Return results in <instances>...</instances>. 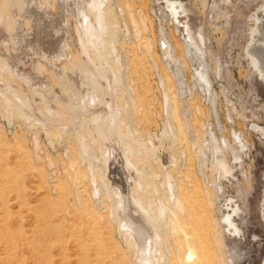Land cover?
I'll list each match as a JSON object with an SVG mask.
<instances>
[{
  "label": "rangeland",
  "instance_id": "1",
  "mask_svg": "<svg viewBox=\"0 0 264 264\" xmlns=\"http://www.w3.org/2000/svg\"><path fill=\"white\" fill-rule=\"evenodd\" d=\"M56 1L0 0V264H60L64 260L78 263L87 258L99 263L105 260L101 264H121L122 256L128 264H138L136 251L121 239L116 224H111L114 199L105 194L100 205L92 200L89 168L102 166L99 148L91 145L87 156L91 163L83 161L77 132H73L80 125L75 111L84 96L95 93L104 103L110 102L111 86L119 87V94L124 96H118L125 108L122 121L136 133V140L153 142L159 148L158 155L168 152L174 156L177 166L172 168L171 181L173 187L183 186L184 191H189L188 205L194 211L190 212L194 213L197 233L204 237L208 249L204 264H214L212 254L220 252V241H224L225 264H263L264 134L254 130V125L264 128V78L253 61L256 56L264 62L260 54L264 53V45L260 46L264 36L258 33L261 22L264 32V0H172L185 7L179 19L164 0H106L104 3L114 8L118 30L115 28L114 41L107 42L102 51L92 50L84 30L77 28L84 21L81 11L94 20L88 0H62L65 11ZM30 9H36L33 11L37 14ZM140 9L145 12L149 31L137 42L128 29L132 31L131 13L139 19ZM39 15L44 23H53L47 28L54 34L50 35L53 39L42 40V30L34 31L43 23L37 22ZM51 20L59 21V27ZM187 30L196 41L190 49L184 45L189 39ZM161 38H166L172 48L170 53L164 54ZM30 39L34 45L27 43ZM148 44L150 50L146 48ZM84 45L92 52L87 53ZM53 49L57 55L52 54ZM254 49H259L258 53ZM114 71H118L123 83H117ZM198 71L205 72L210 83L205 84ZM36 88L50 99L36 95ZM60 130H66L65 134ZM212 134L220 144L224 139L227 143L222 147L233 170L223 180L200 154L202 148L209 147ZM35 137L40 141L39 158L32 156ZM239 141L246 146L237 147L234 142ZM26 154L30 155V167L25 164ZM66 154L81 162L82 177L78 181L63 167L68 162ZM48 156L55 161L51 169L45 164ZM149 164L152 188L159 186L160 191H167L164 171L155 159H150ZM216 182L221 185V200H233L241 211L232 214L239 231L224 239L220 227L211 223L223 215L218 211V200L208 215L197 206L198 187L204 192L213 191ZM148 195L154 198L155 209L159 200L151 191ZM146 198L144 204L148 206ZM162 235L167 244L159 246L164 254L159 263H178L176 239L174 242L169 231L163 230ZM213 235L221 240L217 242Z\"/></svg>",
  "mask_w": 264,
  "mask_h": 264
},
{
  "label": "bare ground",
  "instance_id": "2",
  "mask_svg": "<svg viewBox=\"0 0 264 264\" xmlns=\"http://www.w3.org/2000/svg\"><path fill=\"white\" fill-rule=\"evenodd\" d=\"M61 1L62 0H57L56 2L58 4V7L59 8L61 7L62 11H65L66 9L63 10V7H62L63 4H65V3L64 2L62 3ZM105 1L106 0H88V3L90 4L89 7H91V11H92V14L94 17L93 21L89 18V16L86 13H84L82 11L80 12V10L76 11V12H80L84 17V21L82 20L81 23L79 22L77 24V28L79 30L80 29L84 30V33H85V36L87 39L86 43L91 44L92 47H94V48H92V50L93 49L94 50L101 49V51H102L103 47L104 48L107 47L106 46V45H108L107 42L111 41L112 39L114 41V38H115L114 31H115V28L117 29V27H118L115 24L116 21L114 19V8L112 5H111V7L107 6L104 3ZM164 2L166 4V6L171 9L173 16L177 19H179L181 17V15L183 14V12L185 11V7H184L182 2L172 1V0H164ZM204 2H207V0H204ZM32 3H33V0H32ZM106 3H108V2H106ZM59 4H60V6H59ZM36 7H38V6H36ZM58 7H57V10H58ZM260 7L262 8V6H260ZM33 8H35V7H33ZM36 9H32V10L30 9V11L32 13L33 12L36 13V11H33ZM39 10L41 12V7L39 8ZM39 10H37V11H39ZM263 10H264V8H263ZM62 11L59 9V12H62ZM60 14L63 15V13H60ZM77 15H79V14H77ZM77 15H75L76 16L75 18H77ZM138 15H139L138 16L139 19H137V17L135 18V16L131 13L130 17H131L132 31H130L128 29V33L131 32L133 34L132 35L133 39H135L137 42H141V40L144 37L143 35L149 31V27H148L147 22H146L145 12L140 9L138 12ZM59 16H61V15H59ZM59 16H57V18ZM261 16L263 18V13L261 14ZM36 17H37V15H36ZM36 17H34V18H36ZM39 17H40V15H39ZM256 18H258L257 19V22H258L259 17H256ZM61 19L62 18H60V20ZM113 19H114V21H113ZM77 20H78V18H77ZM263 20H264V18H263ZM40 21H42L41 17H40V20L38 19L37 22H40ZM51 21H54V20H51ZM59 21H57V23ZM260 21H262V20H260ZM179 22H180V20H179ZM54 23L57 24L56 20L54 21ZM259 23L260 22H258V24ZM60 24H61V21H60ZM62 24H64V23H62ZM36 25L37 24H35L33 26L35 27ZM49 25L52 26L53 23L52 22L49 23V22L45 21V23L44 22L42 24L40 23L39 25H37L35 27L36 30H34V31H37V29H40V30H42L41 32L44 33L43 34L44 36H42V37L40 36L42 38V40L44 39L47 41L49 37L54 35V34H52V31L50 29L47 30ZM261 25H262L261 29H260L261 32H258V33H260V34L262 33L264 36V32H262L263 31L262 22H261ZM255 26H257V25H255ZM34 27H33V29H35ZM52 27H51V29H52ZM58 27H59V25H58ZM62 28H64V26ZM186 28L188 29V26H186ZM258 28H256V30ZM49 30L51 31V33L49 32ZM62 31H63V29H62ZM187 31H188L187 34H188L189 39L185 42L184 45L186 46L187 49H190L191 45L196 46V41L192 37V34L190 33V31L189 30H187ZM254 34L255 33L253 32V35ZM256 36H257V34H256ZM256 36H254V37L256 38ZM263 36L260 35L259 37H263ZM51 38H50V40L53 39V38L52 39ZM35 39H37L36 36H35ZM260 39L261 38H258L257 40H260ZM262 39L264 40V37ZM31 40L32 39H30V42L28 40L27 43H29V44L32 43L34 45L33 41H31ZM39 40L38 41L42 43L41 39H39ZM39 42H37V43H39ZM161 42H162V46H164V48H163L164 54L170 53L171 52L170 49H172V48L169 46L166 38H161ZM50 43H51V41H50ZM54 43H57V42H54ZM32 44L30 47H33V49H34V46ZM254 45L257 48H259L258 47L259 44H258V46L256 44H254ZM263 45L264 44H260L261 47H263ZM36 46H38V45H36ZM108 47H110V46H108ZM150 47H151V45L148 44V46L146 48L150 50ZM256 47H254V48H256ZM84 48H85L84 50H86L87 53L89 52V50L91 51L90 47H88L86 45H84ZM54 49L52 50V54L54 53ZM98 50H96V51H98ZM258 50L259 49H256V50L254 49V51L257 53H258ZM58 51H59L58 54H60V50H58ZM198 51H199V49H198ZM260 51H262V49ZM62 53H61V55H62ZM261 53L264 54L263 52H260V54ZM52 54H51V56H52ZM54 54L57 55V53H54ZM262 54H261V56H264ZM58 57L60 58V55ZM254 57L255 58H254L253 64L255 65L256 69H258L261 76H263V78H264V68L261 67L262 65L264 66V64H262L264 62L261 63V61H262L261 58H260L261 61H259L260 59H258V57H256V56H254ZM116 69L118 70V68H116ZM114 72L117 74V79H116V80H118L117 83L121 84L122 80L120 78V81H119L118 73H117L118 71L117 72L114 71ZM198 72H199L198 76H200L199 78L203 79L205 84L210 83L205 72H203V71H198ZM115 76L116 75L114 74V77ZM119 84H117V85H119ZM163 84H165V83H163ZM117 85H115V86H117ZM111 87L112 88L108 87V90L111 89V91H112V92L110 91L112 93L111 94L112 100L110 102L105 101V103H104V101L102 99H100L101 97H99V96L97 97L95 95V93H88L87 95H85L83 98V102H82L81 106L75 111V113L76 112L78 113V117H79L78 123H80V125H79V127L78 126L76 127L77 129L75 128L76 130L71 126L72 124L70 125L75 130L73 132L74 133L77 132V134H76L77 139L76 140H78L77 141L78 147L80 149L81 157H82L80 159L87 160V156L89 155L88 153L90 152V149L92 150L91 145H96V146H98L97 148H99L98 151L100 152V158H98V160L102 164V166H101V167H103L102 171H101V167H99V166H98V169H96L95 166H94L95 168H93L92 165L89 168L90 169L89 170V172H90L89 179L91 180L90 183H91L92 200L97 202L100 205L103 203L102 197L105 194H107V196L110 200L114 199L115 203L112 202V203H114V206L112 207V212H110L111 213L110 220L112 223L110 221L109 222L111 224H116V227L118 229V233H119L121 239L127 244L128 247H131L134 249V251H136L138 264H160L159 261L163 259L164 254L162 255V249L159 248V246L163 245V243L167 244L163 235H162L163 230L169 231L171 233V238H173V240L176 239V242L174 240L175 251H176L175 255H177L176 257L178 259V261H176L178 263H176V264H204V262H205L204 258H206L205 255H206L208 249H207V246L204 245V243H205L203 240L204 237L200 236V234H199L200 232L197 233V228H196L197 220L193 216L194 213L191 214V212H190L191 208H190V205H188V204H190L189 201L191 202V199L190 198L188 199L189 191H188V193L186 191H184L183 186H180V188L179 187L178 188L173 187L174 184H172V181H171L173 174H174L172 171V168L174 169L177 166V163L175 161L174 156L169 154L166 151H165L166 154L158 155L157 152L159 151V148L157 149V146H155L153 142L149 141L146 143H144V142L142 143L141 141L138 142L136 140L137 139V136L135 138L136 133L133 132V130L130 131L131 130L130 127L124 123L125 120L122 121V118L125 119V117H124L125 108L123 107V104L122 105L120 104L122 97H121V100H119L120 98L118 96L121 94V93L119 94V91H120V90H118L119 87L118 88H116V87L113 88V86H111ZM36 90L38 92V93H36V95L39 94L38 96H41L43 99H46V100L50 99L41 89L36 88ZM123 91L124 90H122V93H123ZM120 96H123V95H120ZM0 97H3V95L1 93H0ZM9 103H10V101H9ZM22 103H24V101ZM101 105H103L105 109H102L103 106H101ZM22 114H23V112H22ZM20 116H21V112H20ZM89 116H90V119H88ZM73 126H75V124ZM255 129L260 131V133L263 132V134H264V128L263 127L254 125V130ZM61 130H60V132H61ZM51 131H52V129H51ZM64 131H66V130H63L61 132V134ZM63 134H65V133H63ZM57 135H58V133H57ZM214 135H213V137L212 136L209 137L210 138V140H209L210 144H209L208 148H205L206 150H204L201 147L202 149H201L200 154L204 158L203 161L204 162H207V161L210 162L212 168L215 170L216 173H219L220 177H222V180H223V177L227 176V174L230 175L232 173L233 169L229 165V163L226 161L227 159L225 157V148L222 147L224 144H227V143H225V139L223 140V142H221V143H223V145H222L214 137ZM48 136H50V135H48ZM33 140H34V148L32 151V156L39 158V153H40V149H41L40 141L36 137ZM234 143L239 148H241V147L244 148V146H246V143L244 141H239L238 143H236V142H234ZM230 147L233 148V150H235L234 147L232 146V144L230 145ZM20 151L23 152V149H20ZM236 151H235V153H236ZM82 152H84V153L82 154ZM26 155H28V156H25V159H24L25 164L30 167V166H32L31 162L29 161L30 155L29 154H26ZM67 157H68V159H67L68 162L64 163L63 167H64V169L66 168V170L68 169V171L74 176L75 180L77 179V181H78L82 177L81 176L82 174L79 173V168H80L81 162L78 163L79 160L77 161V158H75L74 155L71 157L69 155H67ZM88 158L90 159L91 157H88ZM89 159L87 161L90 162ZM150 159H155V161L159 164L160 168L164 171L166 183H167V189H168L167 191H165V190H164V192L160 191L159 186L152 188L151 184H152V181L154 179L153 180L151 179L152 181L149 179L153 175L152 171H151L152 167L150 168V166H149L150 165L149 164ZM91 161H93V160H91ZM94 163H96V161L93 162V165H94ZM45 164L49 169H51L55 166V161L53 160L52 157L48 156ZM97 164H98V161H97ZM117 164H119L120 166L118 165L119 167H116ZM5 174H6V172H5ZM157 176H155V177L157 178ZM80 181H82V180H80ZM77 183H81V182H77ZM162 188L166 189V187H164V186ZM190 188H191V186L189 187V190H190ZM198 188H199L198 189L199 192L197 194H199V196L197 195V197H200V198L197 199V200H199V202H197V204H198L197 206L199 207V210L201 212H203V214L206 213L208 215L209 209H211V208L213 209L215 202L218 200V203H219L218 211L220 214H223L219 221L216 219H213L212 222L205 215V217H207V218H204V219L206 220L207 224L210 225L209 223L211 222L215 227H217V228L220 227V229H221L220 235L223 237V239L227 234L230 235L233 231L238 232L239 229L235 223V217L232 216V214L233 213L238 214L239 212H241L240 207L236 203H234L233 200H226V201H225V199L221 200V197H222L220 194L222 192L221 191V185L217 183L216 186L212 188L213 191H210L211 189L207 190L204 187L207 190L204 192L201 189V187H198ZM194 189H196V188H194ZM194 189H193V191L195 192L197 189L196 190H194ZM17 191H18V189H17ZM149 191H151L152 195L154 197L156 196V198L159 200V203L155 207L156 210L152 208V206L154 205V198L153 197L149 198V195H148ZM194 192H192V193L190 192L191 195ZM196 192H195V194H196ZM19 193H20V191H19ZM186 193H187V195H186ZM191 195H190V197H192ZM145 197H147L146 199L148 201V206L147 205L145 206V204H144V201H146V200H144ZM193 206H191V207H193ZM94 210H95V208H94ZM230 210L232 212H230ZM191 211H193V210H191ZM98 214H100V213H98ZM199 214H200V212H199ZM99 218L103 221L106 220L105 217H99ZM208 227H210V226H208ZM195 228H196V230H195ZM24 237H25V234H24ZM206 237H207V235H206ZM214 237H216L217 242H219L220 238H217V236H214ZM107 241L110 242V238H106V242ZM218 244H219L218 249L220 250V252L216 253V252H213L214 250L212 251L213 257L210 254V256L212 257V262L214 264H225V262H224L225 257H224V252H223L224 241H220ZM205 246H206V248H205ZM158 256H159V258H157ZM104 261L105 260H103V262H101V263H104ZM122 261L123 262L121 264H128V261L125 258L123 259V256H122ZM99 262L100 261H98V260L95 261V259L93 260L92 258H87V259H83V260L79 261L78 263L64 260V262L60 263V264H101ZM113 263H114V261H113ZM263 264H264V262H263Z\"/></svg>",
  "mask_w": 264,
  "mask_h": 264
}]
</instances>
